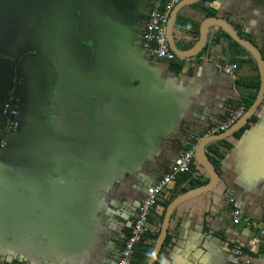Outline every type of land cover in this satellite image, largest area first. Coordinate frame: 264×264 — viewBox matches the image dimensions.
Segmentation results:
<instances>
[{
	"label": "crops",
	"instance_id": "obj_1",
	"mask_svg": "<svg viewBox=\"0 0 264 264\" xmlns=\"http://www.w3.org/2000/svg\"><path fill=\"white\" fill-rule=\"evenodd\" d=\"M152 1L0 0V114L6 101L19 112L16 132L0 129V262L117 264L144 193L182 149L194 146L187 178L209 180L195 157L206 138L218 182L175 208L155 264H264V240L232 223L228 203L264 228V97L230 136L208 133L251 107L257 64L234 56L215 25L196 56H149L142 34ZM185 2L168 17L176 11L179 51L214 18L252 43L264 65V0ZM215 64L235 65V76ZM180 178L159 195L131 264H147L166 202L189 191L179 193L188 185Z\"/></svg>",
	"mask_w": 264,
	"mask_h": 264
},
{
	"label": "built area",
	"instance_id": "obj_2",
	"mask_svg": "<svg viewBox=\"0 0 264 264\" xmlns=\"http://www.w3.org/2000/svg\"><path fill=\"white\" fill-rule=\"evenodd\" d=\"M181 0H153L151 9L148 13L147 21L144 26L142 34V47L144 51L151 57L174 62L177 56L170 50L166 26L168 22L169 13ZM199 61L211 62L212 58L207 55H199ZM219 72L226 75L235 76V65L215 64ZM241 115V112H235L230 115L227 122L220 126L213 128L208 133H220L225 131L235 120ZM16 110L12 109L8 103H5L1 109L0 123L3 124L8 132H11L16 127ZM1 148L4 143L1 142ZM194 159V146H187L181 150L178 157L170 163L167 173L156 183L150 186L144 193L143 200L139 206L137 215L132 221L131 232L127 239L124 241L123 247L120 251V256L117 264H131L135 255V247L140 242L141 238L149 231L147 223L151 210L157 203L159 195L167 188V186L176 180L177 177L191 173L192 161ZM228 203L232 206L230 214L232 223L238 225L241 222L248 228H251L264 240V228L259 226L257 222L250 220L241 214L238 207L234 206L233 199L229 198ZM232 254L239 258H244V253L239 246H234ZM249 263L248 260L245 261ZM0 264H4L0 262Z\"/></svg>",
	"mask_w": 264,
	"mask_h": 264
},
{
	"label": "water",
	"instance_id": "obj_3",
	"mask_svg": "<svg viewBox=\"0 0 264 264\" xmlns=\"http://www.w3.org/2000/svg\"><path fill=\"white\" fill-rule=\"evenodd\" d=\"M197 1L199 0H187V2H185L184 5H189ZM175 14H176V11H174L170 15V21L167 22V34H168L167 40H168V44L170 46L171 51L174 52L179 57L190 58V57L198 55L205 46L207 26L215 25L219 29H221L226 35H228L232 41L237 43L241 48L245 49L251 55V57L254 59V61L257 64V68H258L259 76H260V86H259V90H258L255 101L253 102L251 107H249V109L232 126H230L227 129V131L222 133L223 135L222 137H220L221 135H216V138H217L216 140L221 139L223 137H228L245 125V123L251 118L252 114L254 113V111L260 104V102H262L263 100V97H264V65H263L262 56L259 50L252 43H250L247 39L241 37L227 22H225L224 20H219V19H214V18H209L201 24L199 39L192 49L185 51V52L179 51L176 48L175 44L173 43L172 33H171V24H172V20ZM90 53H91V48L87 47L85 58H89ZM210 141L212 140H208L206 138L203 139L202 141L199 142L197 149L195 150L196 159L199 161V164L207 171L209 175V180L207 184L204 186L195 188V189H191L188 192L175 197L169 203V205L167 206L165 210L164 217H163V220L160 226V230L158 232V236L154 243V246L151 251L147 264H155L157 257L163 246V243L167 237L169 222H170L171 216L175 208L180 203L184 202L185 200L191 197H194L198 194L208 192L216 186L219 177L214 169V166L212 165V163L210 162L209 158L207 157L204 151V147Z\"/></svg>",
	"mask_w": 264,
	"mask_h": 264
},
{
	"label": "trees",
	"instance_id": "obj_4",
	"mask_svg": "<svg viewBox=\"0 0 264 264\" xmlns=\"http://www.w3.org/2000/svg\"><path fill=\"white\" fill-rule=\"evenodd\" d=\"M205 1H207V0H200V1L197 2V4L204 3ZM182 21H183V20H182ZM223 34L229 39V41H230V52H232V54H233L234 56H236V55H249V53H248L245 49L241 48L237 43H235L234 41H232V40L229 38L228 35H226L225 33H223ZM250 83H251V82H248V81L243 82L244 85H245V84H250ZM259 84H260V82H259V81H256V88H257V89H259ZM250 105H251V103H250L248 106H250ZM217 157H219V155H217ZM214 162H215V161H214ZM214 162H213V164H215ZM180 179H181L182 181L186 182L188 185H187L186 188L181 189V190L179 191V193H184V192H186L187 190H190V189H193V188H197V187L204 186V185H206L207 182H208L207 179H206V180H199V179H197V178H193V177L187 178L186 175L181 176ZM180 179H179V180H180ZM171 200H172V198H170V199L166 202V204H165V208L168 206V204L170 203ZM157 236H158V233L154 236L153 241L156 240ZM168 240H169V236L167 235V237H166V239H165V241H164L163 247H164V245H166V243L168 242ZM150 254H151V250H149V251L145 254V255H147V256H146L145 263L148 261V259H149V257H150Z\"/></svg>",
	"mask_w": 264,
	"mask_h": 264
},
{
	"label": "flooded vegetation",
	"instance_id": "obj_5",
	"mask_svg": "<svg viewBox=\"0 0 264 264\" xmlns=\"http://www.w3.org/2000/svg\"><path fill=\"white\" fill-rule=\"evenodd\" d=\"M5 103H8L10 105V107L14 110H16V117H15V121H16V127L13 131L11 132H8L7 128L0 123V129L3 131V135H9V134H12L14 132L17 131L18 127H19V121H18V116H19V112L17 109H15V107L12 105L13 103L9 102V101H6ZM1 115V114H0ZM3 142L4 143V146L2 147V149H5V146H6V142L2 139V141H0V143ZM1 147V146H0Z\"/></svg>",
	"mask_w": 264,
	"mask_h": 264
}]
</instances>
